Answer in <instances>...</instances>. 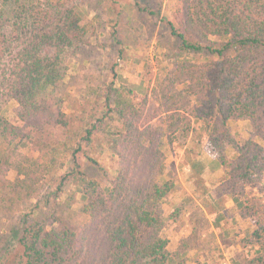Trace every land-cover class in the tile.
I'll return each mask as SVG.
<instances>
[{"label":"trees","instance_id":"trees-1","mask_svg":"<svg viewBox=\"0 0 264 264\" xmlns=\"http://www.w3.org/2000/svg\"><path fill=\"white\" fill-rule=\"evenodd\" d=\"M87 1L0 0V264H187L161 234L173 187L159 178L166 144L196 123L227 197L254 226L235 264H264V0H181L172 36L186 53L218 58L175 64L143 99L91 77L74 82L77 97L63 91L93 27ZM11 100L14 121L2 114ZM231 121H248L251 137L235 140ZM106 150L119 170L103 188L94 176H109L97 159ZM77 205L88 219L79 231L66 220Z\"/></svg>","mask_w":264,"mask_h":264},{"label":"rangeland","instance_id":"rangeland-1","mask_svg":"<svg viewBox=\"0 0 264 264\" xmlns=\"http://www.w3.org/2000/svg\"><path fill=\"white\" fill-rule=\"evenodd\" d=\"M180 5L181 0H88L83 11L93 20V27L88 44L70 60L63 91L77 97L81 86H74V82L91 77L98 83L132 89L143 99L175 64L216 60L218 57L211 54L184 52L181 42L172 36L169 22H173V14ZM17 107L18 103L11 100L4 106L3 116L14 121ZM66 111L70 113L72 108L67 106ZM195 126L191 137L172 139L165 146L167 160L159 182H169L173 190L162 206L161 234L168 241L169 251L183 255L187 264H235L243 240L254 226L239 216L237 206L227 197V189L222 185L225 172L222 177L215 173L222 167L208 165L210 154H215L201 123ZM229 128L237 141L251 137L248 121H231ZM17 145L23 154L38 156L28 140H17ZM226 152L229 158L236 157L233 147ZM97 159L109 176L98 172L94 178L106 188L117 176L118 159L109 150ZM9 178L14 179L15 173ZM79 209L80 205L75 206L76 213L66 217L76 231L88 221Z\"/></svg>","mask_w":264,"mask_h":264},{"label":"crops","instance_id":"crops-1","mask_svg":"<svg viewBox=\"0 0 264 264\" xmlns=\"http://www.w3.org/2000/svg\"><path fill=\"white\" fill-rule=\"evenodd\" d=\"M209 164L214 166V167H217V164H218L217 161H216L215 156H213L212 154H210L208 165ZM215 173L216 174H221V177L224 176V171L220 167L218 169H216ZM215 173H214V175H215Z\"/></svg>","mask_w":264,"mask_h":264}]
</instances>
